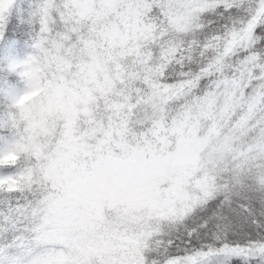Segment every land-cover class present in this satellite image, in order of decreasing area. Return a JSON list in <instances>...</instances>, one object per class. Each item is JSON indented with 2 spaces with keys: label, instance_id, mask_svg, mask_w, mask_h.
<instances>
[{
  "label": "snow or ice",
  "instance_id": "obj_1",
  "mask_svg": "<svg viewBox=\"0 0 264 264\" xmlns=\"http://www.w3.org/2000/svg\"><path fill=\"white\" fill-rule=\"evenodd\" d=\"M0 264H264V0H0Z\"/></svg>",
  "mask_w": 264,
  "mask_h": 264
},
{
  "label": "rangeland",
  "instance_id": "obj_2",
  "mask_svg": "<svg viewBox=\"0 0 264 264\" xmlns=\"http://www.w3.org/2000/svg\"><path fill=\"white\" fill-rule=\"evenodd\" d=\"M17 39L11 38L7 44L0 42V63L5 62L9 56H17L22 58L27 49L23 46H19Z\"/></svg>",
  "mask_w": 264,
  "mask_h": 264
},
{
  "label": "trees",
  "instance_id": "obj_3",
  "mask_svg": "<svg viewBox=\"0 0 264 264\" xmlns=\"http://www.w3.org/2000/svg\"><path fill=\"white\" fill-rule=\"evenodd\" d=\"M12 38L18 40L17 43H18L19 46H23V47L26 48V45H27V42H28V35H27V33H24V34H23V38H22V39L17 38L15 35H13ZM26 49H27V48H26Z\"/></svg>",
  "mask_w": 264,
  "mask_h": 264
}]
</instances>
